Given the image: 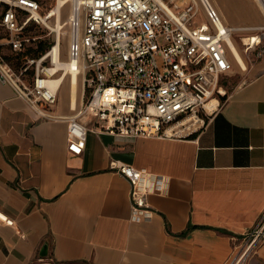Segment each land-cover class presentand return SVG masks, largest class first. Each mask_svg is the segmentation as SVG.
Masks as SVG:
<instances>
[{"label": "crops", "instance_id": "0c3cea01", "mask_svg": "<svg viewBox=\"0 0 264 264\" xmlns=\"http://www.w3.org/2000/svg\"><path fill=\"white\" fill-rule=\"evenodd\" d=\"M212 2L228 25L264 24L257 0ZM258 33L232 34L245 67L230 54L238 69L222 83L236 82L187 137L97 131L88 111L74 154L67 120L41 116L0 81V211L15 220H0V264H228L264 214V38L247 46ZM64 83L51 114L73 115L84 100L80 80L75 101ZM111 161L169 179L148 197L150 218H132L131 184ZM243 264H264V237Z\"/></svg>", "mask_w": 264, "mask_h": 264}, {"label": "built area", "instance_id": "2783aa9c", "mask_svg": "<svg viewBox=\"0 0 264 264\" xmlns=\"http://www.w3.org/2000/svg\"><path fill=\"white\" fill-rule=\"evenodd\" d=\"M52 1L0 0V81L41 116L67 120L74 154L83 151L88 128L79 115L88 111L95 113L94 130L123 136L187 137L199 131L227 94L222 80L233 68L232 34L258 31L248 47L264 38V24L228 25L212 0H73L66 61L69 75L83 85L84 100L73 115L51 114L47 106L55 104L59 89L48 88L46 63L50 58L51 66L54 45L18 64L11 59L37 40L30 29L51 20ZM257 1L264 16V0ZM212 100L217 104L209 109ZM110 166L131 184L132 218H150L148 197L164 193L169 179L127 163ZM0 220L15 224L1 211ZM263 237L264 214L228 264H243Z\"/></svg>", "mask_w": 264, "mask_h": 264}, {"label": "bare ground", "instance_id": "6f19581e", "mask_svg": "<svg viewBox=\"0 0 264 264\" xmlns=\"http://www.w3.org/2000/svg\"><path fill=\"white\" fill-rule=\"evenodd\" d=\"M69 0H57L56 5L53 7L52 12L50 13L51 19L56 20V27L54 28V31H56V37L57 42L54 44V47L50 53L51 55V66L48 67L47 73L48 77L46 78L47 86L50 90L54 91L56 89H60L61 84L63 82H68L70 86V92L72 96V100H76V93L79 89V80L78 77L75 74L69 75L70 66L67 64V61L63 58L62 49H61V33H62V21H61V13H62V7L68 2ZM47 25H49L47 21ZM229 39V46L230 51L236 61L239 65L245 67L244 59L236 46L234 41H231ZM68 77V79H67ZM217 104L216 100L210 101L206 107L209 109H213L214 105Z\"/></svg>", "mask_w": 264, "mask_h": 264}, {"label": "rangeland", "instance_id": "374dc122", "mask_svg": "<svg viewBox=\"0 0 264 264\" xmlns=\"http://www.w3.org/2000/svg\"><path fill=\"white\" fill-rule=\"evenodd\" d=\"M73 0H69L63 7H62V13H61V21H62V33H61V49H62V54L63 58L67 60V50H68V41H69V36H68V26H67V20L68 16L70 13L71 5H72ZM57 0H54V4L56 5ZM49 25L46 24H37L34 27L30 29L29 34L36 36L37 40L34 42L33 46H31L32 49L28 50L25 54L21 55L19 58L17 57H12L11 61L18 64V61L23 62L25 61L28 57H37V54L35 52L36 46L40 43L43 42L44 44L49 45V48L47 51L57 42V37H56V31H54V28L56 27V20L53 18L50 21H48ZM236 41H240L239 37L235 36ZM244 57L246 56V53L244 51V48L242 47L241 49ZM245 53V54H244ZM50 58L47 59V66H50ZM18 66V65H17ZM233 66L234 69H238V65L233 61ZM34 71L33 68H31L30 73ZM68 79V77H67ZM232 81V82H231ZM235 83V79L228 81V83H225V91H229V83ZM64 85H68V82H65Z\"/></svg>", "mask_w": 264, "mask_h": 264}, {"label": "trees", "instance_id": "16d2710c", "mask_svg": "<svg viewBox=\"0 0 264 264\" xmlns=\"http://www.w3.org/2000/svg\"><path fill=\"white\" fill-rule=\"evenodd\" d=\"M52 5H54V1H52ZM33 44H34V43H33ZM33 44H32V45H29V46H28L25 50H23V51L16 52V53L14 52L12 55H13L14 57L19 58L21 55L25 54L28 50L32 49L31 46H33ZM48 48H49V45L44 44L43 42H40V43L36 46V49H35V52H36V54H37V57L43 55V54L47 51Z\"/></svg>", "mask_w": 264, "mask_h": 264}, {"label": "water", "instance_id": "95a60500", "mask_svg": "<svg viewBox=\"0 0 264 264\" xmlns=\"http://www.w3.org/2000/svg\"><path fill=\"white\" fill-rule=\"evenodd\" d=\"M41 256L45 257L46 256V253H45V248L44 250L41 252ZM40 264H48V263H40Z\"/></svg>", "mask_w": 264, "mask_h": 264}]
</instances>
